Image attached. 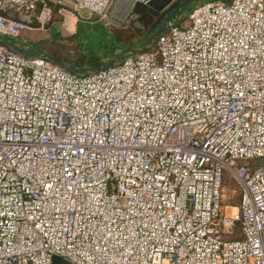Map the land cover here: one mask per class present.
Returning a JSON list of instances; mask_svg holds the SVG:
<instances>
[{
    "label": "built area",
    "instance_id": "built-area-1",
    "mask_svg": "<svg viewBox=\"0 0 264 264\" xmlns=\"http://www.w3.org/2000/svg\"><path fill=\"white\" fill-rule=\"evenodd\" d=\"M137 2L0 0V41L55 7L125 28ZM22 49L0 43V264H264V0L85 72Z\"/></svg>",
    "mask_w": 264,
    "mask_h": 264
},
{
    "label": "rangeland",
    "instance_id": "rangeland-1",
    "mask_svg": "<svg viewBox=\"0 0 264 264\" xmlns=\"http://www.w3.org/2000/svg\"><path fill=\"white\" fill-rule=\"evenodd\" d=\"M207 1L212 0H198L186 4L177 10L170 20L180 22L186 19L193 8ZM62 13L64 15L60 14L55 7L49 21L44 23L41 29L24 30L19 39H3L18 47L22 45V48L34 46L35 53L50 55L61 60L66 66L69 64L73 66L80 65L82 62L85 65L84 62H89L86 61L89 59L88 55H93L100 60L101 64L114 57L115 60H123L133 54L131 50H141L149 37L141 40L144 32L137 31L138 21L130 23L128 27H131H126L127 29L116 30L121 32L116 38L113 29L105 27L95 15L86 9H80L78 13H75L66 8ZM170 15L171 13L168 16ZM141 30L144 31L142 28ZM153 42L154 40L149 45ZM29 51L34 53L31 48ZM223 194L224 203H230L231 206L237 205L239 194L236 186L229 179L224 183Z\"/></svg>",
    "mask_w": 264,
    "mask_h": 264
},
{
    "label": "trees",
    "instance_id": "trees-1",
    "mask_svg": "<svg viewBox=\"0 0 264 264\" xmlns=\"http://www.w3.org/2000/svg\"><path fill=\"white\" fill-rule=\"evenodd\" d=\"M182 1H184V0H175L171 5H169V7L166 8V11L169 10L167 12V14H166V11L157 12V11L153 10L152 8L148 7L146 4L141 3V2H137L136 7H135L137 17L133 21H131V23L138 21L139 25L136 28L137 31L138 32H144L142 34L141 40L143 41L145 38H147L152 33L157 31L159 29V27L162 25L164 19L166 17H168V15L170 13H172L173 9L176 8ZM50 5H52V3H50ZM129 27H131V26H129ZM141 28L144 31H142ZM110 29H113V31L116 35V38H118V35L121 32L116 31V30H119L121 28H110ZM133 43H135V42H133ZM84 54H86V53H84ZM88 56H89V59L86 61H89V62H87V63L84 62L85 65L82 62L80 65L78 64V65L70 66V64H69V66H67V67L74 70V71H81L85 68H87L89 70L95 69L97 67H100L103 64V63L101 64L100 60L95 58L93 55H88ZM238 202H239V198H238L237 204H238ZM234 236L235 237L239 236V228L238 227L236 228V232L234 233Z\"/></svg>",
    "mask_w": 264,
    "mask_h": 264
},
{
    "label": "water",
    "instance_id": "water-1",
    "mask_svg": "<svg viewBox=\"0 0 264 264\" xmlns=\"http://www.w3.org/2000/svg\"><path fill=\"white\" fill-rule=\"evenodd\" d=\"M138 2H141V3H144L146 4L148 7L152 8L153 10L157 11V12H162L163 10H165L167 7H169V5H171L175 0H137ZM198 0H184L182 1L176 8L173 9L172 13L170 16L166 17L162 23V25L159 27V29L157 31H155L154 33H152L147 39L146 41L144 42L143 44V48L141 50H131L133 53H138V52H144L149 44L155 40V38L163 31L166 23L171 19V16L177 11L179 10L180 8H182L183 6H185L186 4L188 3H191V2H196ZM1 44L5 45V46H10L14 49H16L18 52L20 53H23V54H26V50L18 47L17 45L13 44V43H10L8 41H0ZM127 51V50H126ZM125 52V51H124ZM122 52V53H124ZM44 56H46L50 61L54 62V63H57V64H60V65H64L65 64L61 61V60H58L50 55H47V54H43ZM109 64H102L101 66L102 67H105ZM89 69L85 68L83 69V71H87ZM50 264H73L71 263L70 261L62 258V257H59V256H52L51 258V262Z\"/></svg>",
    "mask_w": 264,
    "mask_h": 264
},
{
    "label": "crops",
    "instance_id": "crops-1",
    "mask_svg": "<svg viewBox=\"0 0 264 264\" xmlns=\"http://www.w3.org/2000/svg\"><path fill=\"white\" fill-rule=\"evenodd\" d=\"M74 30H75V29H74ZM21 35H22V33H21ZM19 47L22 48V45H20Z\"/></svg>",
    "mask_w": 264,
    "mask_h": 264
},
{
    "label": "bare ground",
    "instance_id": "bare-ground-1",
    "mask_svg": "<svg viewBox=\"0 0 264 264\" xmlns=\"http://www.w3.org/2000/svg\"><path fill=\"white\" fill-rule=\"evenodd\" d=\"M233 210L235 211V208H233Z\"/></svg>",
    "mask_w": 264,
    "mask_h": 264
}]
</instances>
